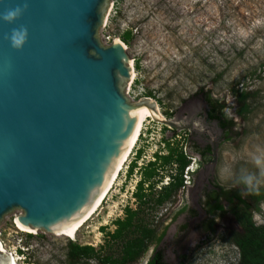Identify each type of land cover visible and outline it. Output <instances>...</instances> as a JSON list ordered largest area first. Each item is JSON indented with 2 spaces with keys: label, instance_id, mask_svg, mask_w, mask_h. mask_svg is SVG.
Here are the masks:
<instances>
[{
  "label": "rangeland",
  "instance_id": "rangeland-1",
  "mask_svg": "<svg viewBox=\"0 0 264 264\" xmlns=\"http://www.w3.org/2000/svg\"><path fill=\"white\" fill-rule=\"evenodd\" d=\"M97 38L103 45L114 40L124 44L135 75L122 90L128 102L151 100L166 120L174 119L180 104L194 94L206 93L217 102L235 129L220 148L217 182L240 194L242 187L221 178L220 169L256 171L252 157L264 150V0H107ZM241 92L249 95L243 117L236 113L235 93ZM147 122L145 136L138 139L101 208L80 228L75 241L43 231L20 232L15 226L22 215L19 210L3 217L0 242L17 264H100L99 259L109 254L119 261L137 219L155 235L134 264L149 263L156 251L162 256L160 264L238 262L227 234L242 230L229 210H223L225 218L218 220L215 234L205 237L196 227L186 229L184 215L178 213L188 202L187 192L178 194L179 190L156 205L178 173L177 154L182 153L186 166H196V156L186 131L172 134L159 123ZM165 158L170 160L166 163ZM259 190L264 192V186ZM137 192L144 204L134 197ZM239 206L254 226L264 225V200L258 210L246 200ZM126 210L138 212L133 226L121 239H112L115 222L125 220ZM71 245L92 247L96 255L70 261Z\"/></svg>",
  "mask_w": 264,
  "mask_h": 264
},
{
  "label": "water",
  "instance_id": "water-1",
  "mask_svg": "<svg viewBox=\"0 0 264 264\" xmlns=\"http://www.w3.org/2000/svg\"><path fill=\"white\" fill-rule=\"evenodd\" d=\"M24 3L15 23L0 18V222L19 210L20 226L54 234L98 197L143 112L189 127L151 101L128 102L125 50L97 38L107 0H0V16ZM21 26L27 41L15 50L6 37Z\"/></svg>",
  "mask_w": 264,
  "mask_h": 264
},
{
  "label": "flooded vegetation",
  "instance_id": "flooded-vegetation-1",
  "mask_svg": "<svg viewBox=\"0 0 264 264\" xmlns=\"http://www.w3.org/2000/svg\"><path fill=\"white\" fill-rule=\"evenodd\" d=\"M183 119L181 124L189 127L188 141L196 156V172L192 175L191 185L187 189L188 202L179 210L186 229L198 228L206 236L214 235L219 228L218 220L225 218L223 210L241 226L232 208L237 205L236 190H227L217 182V167L220 148L229 141L235 131L231 120L224 118L222 108L211 100L206 93H197L184 100L174 112L173 117ZM175 134L177 130L166 127ZM181 131V132H184ZM242 199V198H241ZM230 233V232H228ZM161 253L155 252L150 262L160 264Z\"/></svg>",
  "mask_w": 264,
  "mask_h": 264
},
{
  "label": "trees",
  "instance_id": "trees-1",
  "mask_svg": "<svg viewBox=\"0 0 264 264\" xmlns=\"http://www.w3.org/2000/svg\"><path fill=\"white\" fill-rule=\"evenodd\" d=\"M249 95L245 92L240 94L235 93V100L239 104V109L236 111L239 117H243L248 112L249 106L245 104ZM216 102L215 100H213ZM217 103V102H216ZM229 123H231L229 121ZM170 158H165L167 163ZM177 163L178 173L172 182L163 189L164 195H161L156 205L163 204L165 201L170 200L172 194H176L183 186L182 174L183 170L188 164L182 153L177 154L175 158ZM140 191V184L138 187ZM173 195V196H174ZM141 204H144V197L138 192L134 196ZM242 198V199H241ZM237 205L232 208V213L241 226V232H230L227 234V241L232 244L238 251V262L236 264H264V225L254 226L251 222L249 213H247L239 205L244 203V200L248 201L252 205L253 209L258 210V205L264 200V192L261 190L250 192L246 195L238 194L236 197ZM138 212L126 210V218L123 221H116L115 225L117 229L111 235L112 239H121L124 237V233L133 226V221ZM133 236L129 238L122 246L121 258L119 261L113 259L111 254L104 255L99 259L100 264H134L136 261L145 254L149 244L153 241L154 230H149L140 220H136ZM96 255L95 249L89 246H77L71 245L68 258L70 261H77L80 258L90 259ZM147 264H153L149 262Z\"/></svg>",
  "mask_w": 264,
  "mask_h": 264
},
{
  "label": "clouds",
  "instance_id": "clouds-1",
  "mask_svg": "<svg viewBox=\"0 0 264 264\" xmlns=\"http://www.w3.org/2000/svg\"><path fill=\"white\" fill-rule=\"evenodd\" d=\"M27 3L23 6L17 5L14 8L6 10L0 18L4 22L13 24L27 10ZM27 28H13L11 33L6 38L10 40L11 47L15 50H21L27 41ZM252 164L256 171H251L248 168H240L237 171L225 167L220 169V176L224 179L233 181L236 186L242 187L241 195H246L253 191H258L261 186H264V150L254 154Z\"/></svg>",
  "mask_w": 264,
  "mask_h": 264
},
{
  "label": "bare ground",
  "instance_id": "bare-ground-1",
  "mask_svg": "<svg viewBox=\"0 0 264 264\" xmlns=\"http://www.w3.org/2000/svg\"><path fill=\"white\" fill-rule=\"evenodd\" d=\"M115 42L122 44L119 40H115ZM122 46L124 48V44H122ZM130 63L131 62H129V67H130V70H131V77H130V80L127 81V83L130 82V81H133L134 78H135V75L132 72V63H131V66H130ZM142 101H144V100H142ZM148 101H151V100H148ZM155 108H156V111H157V107H155ZM158 115H159V117H161L159 112H158ZM148 119L152 120L149 117V113L148 112H143L141 114L140 118H139L137 127L135 129L134 135H133V137H132V139L130 141V144H129L128 148L126 149L125 153L123 154L120 162L118 163L117 167L115 168V170H114L113 174L111 175L110 179L108 180V182L106 183V185L104 186V188L102 189V191L100 192L98 197L95 199V201L91 204V206L88 209H86L81 215H79L78 217L74 218L64 229L58 231L57 233H54L55 235L59 234L60 236L65 237V238H67V239H69L71 241H75L76 236H77V232L80 230V228L89 219H91V217L93 215H95V213H97L98 210L101 208L103 202L105 201V199L108 196L109 192L111 191L115 181L117 180L121 169L123 168L124 164L126 163V161L129 158L133 148L135 147V145L137 143V139H138V136H139L140 131L142 129L143 123L145 121H147ZM17 217H16V221H15V226L20 232H22V233H32V234H33V232L35 233V231L29 230V229H26V228H23L22 226H20L17 223ZM0 250H1L0 251V255H1V257H3L5 259L6 264H17V260L18 259L15 260L14 257H12V255L11 256L8 255L7 252L5 251L3 245L1 244V242H0Z\"/></svg>",
  "mask_w": 264,
  "mask_h": 264
},
{
  "label": "built area",
  "instance_id": "built-area-1",
  "mask_svg": "<svg viewBox=\"0 0 264 264\" xmlns=\"http://www.w3.org/2000/svg\"><path fill=\"white\" fill-rule=\"evenodd\" d=\"M147 121H151V120H147ZM147 121H145L143 123V125L146 123H148ZM142 125V129L140 131V134L138 136V139L140 137H144L145 136V132L147 131L146 128H144ZM144 131V132H143ZM138 139H137V142H138ZM134 149V148H133ZM194 167V168H193ZM196 172V166H193V165H189V166H186L185 167V170L183 172V186L179 189L180 191L178 192V194H182V193H186L187 192V189L188 187L190 186L191 184V181H192V175Z\"/></svg>",
  "mask_w": 264,
  "mask_h": 264
}]
</instances>
